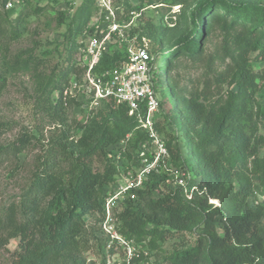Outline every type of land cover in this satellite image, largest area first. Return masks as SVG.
<instances>
[{
	"label": "trees",
	"instance_id": "1",
	"mask_svg": "<svg viewBox=\"0 0 264 264\" xmlns=\"http://www.w3.org/2000/svg\"><path fill=\"white\" fill-rule=\"evenodd\" d=\"M35 1L27 0L21 9L7 11V0H0V7L7 18H12ZM40 1L59 5L62 0ZM82 1L73 16L71 8H60L58 12L59 23L67 28L64 42L70 46L61 66L47 74L39 71V61L23 54L11 61L17 71L33 70L37 104L61 128L67 122L68 108L84 104L63 96L70 83L82 80L85 74L77 56L78 38L88 27L96 1ZM138 1L140 5L133 7L129 0H119L122 5L118 7L128 13L123 18L116 11L121 23H130L132 12L141 17L146 7H181L174 27H160V38L150 34V24L144 28L153 39L149 52L158 58V64L161 54L168 53V75L184 59L200 60L208 38L218 28L227 40H235V48L225 49L223 70L208 72L202 96L180 88L179 72L170 77L172 94L168 96L159 66L160 114L156 129L165 141L171 165L188 171L192 184L199 186L202 194L188 200L182 188L171 186L167 173L154 172L141 189L134 191L136 200L126 199L115 210L117 229L127 240L137 243L139 255L147 244L161 248L171 238L186 234L196 237L193 244L165 257V264H264V202L256 204L264 195V99L263 105L254 108L264 90V67L257 70L246 56L256 54V59L264 64V0H200L193 12L189 10V0ZM41 11L35 9L37 13ZM1 22L0 44L4 41ZM139 30L132 26L130 33L134 36ZM139 42L143 44V37ZM126 54V44L122 50L105 53L95 72L117 67ZM9 65L10 60L0 66V96L8 84L4 68ZM226 84V96L209 101L215 97L214 90ZM88 116L89 123L77 126L81 130L78 139L61 128L56 130L19 200L0 210V254L9 253L7 264H90L94 248L91 243L98 238L85 218L97 215V222H102L104 201L119 181L120 164L127 172L133 162L138 165V149L149 137L137 119L129 116L128 106L113 100ZM13 129L10 121L0 122V139ZM177 134L187 137L183 145L191 148L187 157ZM33 139L25 134L14 142L1 144L0 166L18 158ZM96 163L103 164V169H98ZM210 199L218 200L220 206L211 204ZM13 240L18 241V247L10 254ZM106 246L107 243H99V251ZM109 253L114 255L116 250L112 248ZM139 257H134L131 264H152Z\"/></svg>",
	"mask_w": 264,
	"mask_h": 264
},
{
	"label": "rangeland",
	"instance_id": "2",
	"mask_svg": "<svg viewBox=\"0 0 264 264\" xmlns=\"http://www.w3.org/2000/svg\"><path fill=\"white\" fill-rule=\"evenodd\" d=\"M95 4L92 7L91 18L88 21V28L101 27L103 25V17L105 16V10L99 5V0H95ZM110 3L118 10L122 17L125 18L128 13L123 11V7H118L119 0H109ZM200 0H189L190 12L196 9ZM129 3L133 7H138L140 2L138 0H129ZM32 6L25 9L21 15H15L12 18H7L4 15V11L0 7L2 36L4 38L3 43L0 44V66L6 65L10 60L9 68H4L8 72V84L2 95L0 96V122L10 121L14 125V129L10 133L4 135L0 139L1 144H7L14 142L21 136L28 134L33 139L32 144L18 157L12 159L9 163H4L0 166V210L6 207L8 204L17 202L19 196L22 194L24 188L29 184L32 173L38 167L39 161L42 160L45 153L48 151L51 143L52 135L59 130L61 126L52 123L49 117H47L40 110V106L37 104L36 95V83L31 72L33 70L17 71L13 69L11 61L19 54L25 55L24 57H31L34 61L40 62L39 71L49 74L56 70L57 67L64 63L65 58L69 53V42H64V34L67 31L65 25H61L58 21V12L60 8L70 9V16H73L77 10L82 6L83 1L75 2L74 5L68 6L63 0L59 5L54 2L36 0L31 3ZM144 5H146L144 3ZM36 8L42 9L41 12H35ZM145 8V7H144ZM180 6H169L160 4L158 6L146 7L142 11V16L137 15L133 19L132 26H136L140 30L137 31L136 36L143 37L144 42L148 48L153 44V39L147 34V24H150V34L155 38H160V27H174L176 21V15L181 11ZM117 13V12H116ZM15 33L18 35L15 36ZM142 34H147L141 36ZM233 34L232 37H235ZM168 40L170 37L167 38ZM227 44H229L227 46ZM125 44H120L117 41L110 42L107 45V52H114L123 49ZM128 46V44H126ZM167 43H165V46ZM233 51L235 48V40L233 38H226V35L218 28L208 38L202 58L197 61L184 59L181 62V66L172 71L168 75L166 70V60L168 53L163 52L159 58V66L161 68L162 84L165 92L171 97V76L173 78V72H179L181 79L179 81L180 88H186L188 93L197 92L202 96L204 89V81L207 78L208 72L217 70H223L224 64L222 60L225 58V49ZM104 53V54H105ZM78 56V55H77ZM248 60L254 63L257 70L264 67V64L256 59V54H247ZM80 60V58H79ZM258 61V62H257ZM226 62H229L227 60ZM211 70V71H210ZM83 80V78H82ZM81 81V80H80ZM227 84L220 90H214L215 97H210L211 100H215L218 96L225 97L227 94ZM259 103H254V108L257 110L258 105H263L264 90L260 93ZM207 101V102H209ZM91 116H88V110L86 106L81 103V106L73 105L67 110V122L60 129L68 131L69 135L75 139L81 136L79 124L89 123ZM167 127L168 123L165 121ZM170 130L174 133V128ZM178 135V134H177ZM179 144L181 145L184 153V157H187L191 153V148L183 146L187 141V137L179 134ZM195 157V156H194ZM195 159V158H194ZM100 170L104 165L100 163L95 164ZM65 171V168H64ZM106 190V192H108ZM259 200V199H258ZM261 204V203H260ZM97 215L94 217H86V222L89 228H94L98 241H92L94 246L90 252L89 262L90 264H127V255L124 250H117L114 255L109 253L107 247L101 252L98 249L99 243L105 245L107 238L102 232L100 227L101 223L97 222ZM101 228V230H100ZM201 232V229H200ZM219 233L223 231L219 229ZM196 237L191 234H186L185 237L171 238L162 244L161 248L146 245L143 252L140 253L139 259L141 261L150 262L152 264H165L164 258L174 254L175 251L187 247L188 243H194ZM132 243L139 251V247L136 242ZM148 243V240L146 241ZM18 247V241L13 240L9 246L10 254L13 253ZM9 258L8 252H2L0 254V264H7Z\"/></svg>",
	"mask_w": 264,
	"mask_h": 264
},
{
	"label": "built area",
	"instance_id": "3",
	"mask_svg": "<svg viewBox=\"0 0 264 264\" xmlns=\"http://www.w3.org/2000/svg\"><path fill=\"white\" fill-rule=\"evenodd\" d=\"M26 1L7 0L5 10H19ZM67 1L74 5L80 0ZM98 3L105 10L103 25L97 27L93 33L85 32L79 40L78 56L85 69L83 80H73L63 96L83 102L88 114L111 100L117 104L127 105L129 116L137 119L140 128L149 137V140L142 143L138 149V165L133 162L132 168L127 172L120 164V178L105 198L104 218L101 222L102 232L108 239L107 249L124 250L128 257L127 264H131V260L139 256V251L131 240H127L119 233L115 210L126 199L136 200L137 195L134 191L141 189L154 172L167 173L171 186L182 188L188 200H193L197 193L202 192L199 186L192 184L193 177L188 171L171 165L165 141L156 129L160 114L158 58L149 52L146 44L138 41L136 35H131L133 20L123 24L118 20L116 8L109 0H99ZM131 15L133 19L137 17L136 12H132ZM113 41L128 44L126 59L111 70L96 73V67L104 56L107 45ZM209 202L220 206L218 200L210 199ZM263 202L264 195L259 197L256 204Z\"/></svg>",
	"mask_w": 264,
	"mask_h": 264
}]
</instances>
